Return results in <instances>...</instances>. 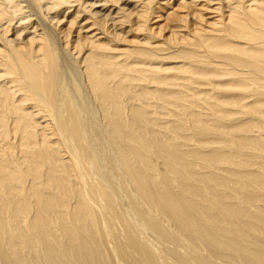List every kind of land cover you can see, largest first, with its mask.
Segmentation results:
<instances>
[{
	"label": "bare ground",
	"instance_id": "6f19581e",
	"mask_svg": "<svg viewBox=\"0 0 264 264\" xmlns=\"http://www.w3.org/2000/svg\"><path fill=\"white\" fill-rule=\"evenodd\" d=\"M0 264H264V0H0Z\"/></svg>",
	"mask_w": 264,
	"mask_h": 264
},
{
	"label": "rangeland",
	"instance_id": "374dc122",
	"mask_svg": "<svg viewBox=\"0 0 264 264\" xmlns=\"http://www.w3.org/2000/svg\"><path fill=\"white\" fill-rule=\"evenodd\" d=\"M123 3H125V2H122L121 4H123ZM128 6H130L131 4H127ZM125 38H129V39H131L132 37H131V35H127ZM133 39V38H132Z\"/></svg>",
	"mask_w": 264,
	"mask_h": 264
}]
</instances>
